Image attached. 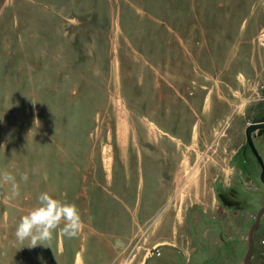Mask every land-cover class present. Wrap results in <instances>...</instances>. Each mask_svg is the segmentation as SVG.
Returning <instances> with one entry per match:
<instances>
[{
  "label": "rangeland",
  "instance_id": "rangeland-1",
  "mask_svg": "<svg viewBox=\"0 0 264 264\" xmlns=\"http://www.w3.org/2000/svg\"><path fill=\"white\" fill-rule=\"evenodd\" d=\"M260 110L264 0H0V264H244ZM43 192L83 229L29 248ZM253 244L264 264V213Z\"/></svg>",
  "mask_w": 264,
  "mask_h": 264
},
{
  "label": "clouds",
  "instance_id": "clouds-1",
  "mask_svg": "<svg viewBox=\"0 0 264 264\" xmlns=\"http://www.w3.org/2000/svg\"><path fill=\"white\" fill-rule=\"evenodd\" d=\"M20 179L26 182L27 173L22 174ZM3 184L11 186L9 198L14 199L20 195L15 175L7 170L0 171V185ZM82 229V215L75 203L43 192L38 197L37 206L20 218L16 225L15 237L20 244L28 241L29 248L37 245L49 247L54 234L59 238L71 240L77 238Z\"/></svg>",
  "mask_w": 264,
  "mask_h": 264
},
{
  "label": "water",
  "instance_id": "water-1",
  "mask_svg": "<svg viewBox=\"0 0 264 264\" xmlns=\"http://www.w3.org/2000/svg\"><path fill=\"white\" fill-rule=\"evenodd\" d=\"M262 114H264V112H259L256 114V116L254 117V119L252 120V122L246 127L245 129V134H246V141L249 144V146L251 147L252 151L254 152V154L257 156L259 162L264 165V161H262L261 157L259 156L253 142H252V138H251V133L253 130H255L258 127L264 126V123H261V117ZM261 178L262 180H264V171L261 172ZM264 213V206H262L257 214V217L253 223V225L251 226L250 230H249V246L247 248L246 254L244 256V264H249L248 263V258L249 255L251 254V251L253 249V229L256 227V225L259 223L261 214Z\"/></svg>",
  "mask_w": 264,
  "mask_h": 264
},
{
  "label": "flooded vegetation",
  "instance_id": "flooded-vegetation-1",
  "mask_svg": "<svg viewBox=\"0 0 264 264\" xmlns=\"http://www.w3.org/2000/svg\"><path fill=\"white\" fill-rule=\"evenodd\" d=\"M259 112H264V110H260V111H258L257 113H259ZM254 119V118H253ZM252 122V121H251ZM250 122V123H251ZM249 123V124H250ZM261 123H264V114H262V117H261ZM248 124V125H249ZM247 125V126H248ZM246 126V127H247ZM246 127H245V129H246ZM257 129H262V130H264V126H261V127H258V128H256L255 130H257ZM255 130H253V131H255ZM253 131H252V133H253ZM252 133H251V138H252ZM245 136H246V134H245ZM253 142V141H252ZM244 147L245 148H249L250 149V151L254 154V152L252 151V149H251V147L249 146V144L247 143V141H246V143H245V145H244ZM259 154V153H258ZM254 156L256 157V159H257V161L259 162V160H258V158H257V156L254 154ZM260 156V155H259ZM261 157V156H260ZM262 159V158H261ZM262 161H264V159H262ZM259 164L261 165V168H262V170L261 171H264V165H262L260 162H259ZM260 178H261V175H260ZM262 179V178H261Z\"/></svg>",
  "mask_w": 264,
  "mask_h": 264
}]
</instances>
